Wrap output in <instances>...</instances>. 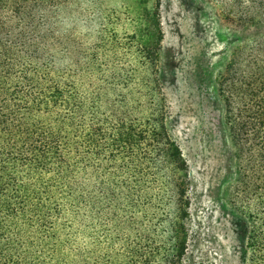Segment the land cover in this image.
Here are the masks:
<instances>
[{
  "label": "trees",
  "instance_id": "16d2710c",
  "mask_svg": "<svg viewBox=\"0 0 264 264\" xmlns=\"http://www.w3.org/2000/svg\"><path fill=\"white\" fill-rule=\"evenodd\" d=\"M57 3L0 0V264H71L78 226L102 229L138 264H183L189 164L163 113L134 117L139 89L99 80L84 57L58 61ZM252 3L241 26L264 32V0ZM158 15L157 7L147 13L142 46L148 98L160 94ZM218 94L239 162L231 203L257 227L251 249L264 262V35L235 51Z\"/></svg>",
  "mask_w": 264,
  "mask_h": 264
},
{
  "label": "rangeland",
  "instance_id": "374dc122",
  "mask_svg": "<svg viewBox=\"0 0 264 264\" xmlns=\"http://www.w3.org/2000/svg\"><path fill=\"white\" fill-rule=\"evenodd\" d=\"M252 1L262 0L57 3L53 27L58 61L70 66L84 57L99 69V80L139 89L132 92V114L146 119L163 113L169 134L189 164V245L183 264L264 263L259 255L253 259L251 249V232L257 227L231 203L239 162L218 94V80L235 51L263 38V31L241 26V14ZM156 7L163 40L152 76L160 94L155 89L148 98L152 77L146 88L144 68L150 65L142 46L151 37L147 13ZM122 69L127 75L113 77ZM133 70L137 73L129 79ZM67 248L71 264H138L102 229L73 227Z\"/></svg>",
  "mask_w": 264,
  "mask_h": 264
},
{
  "label": "clouds",
  "instance_id": "9594fccd",
  "mask_svg": "<svg viewBox=\"0 0 264 264\" xmlns=\"http://www.w3.org/2000/svg\"><path fill=\"white\" fill-rule=\"evenodd\" d=\"M82 30H83V31H87V28H86V27H82Z\"/></svg>",
  "mask_w": 264,
  "mask_h": 264
}]
</instances>
